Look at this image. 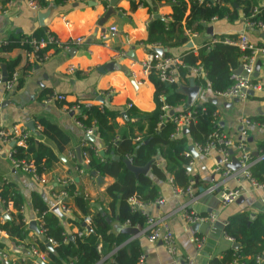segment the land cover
<instances>
[{"label":"crops","instance_id":"obj_1","mask_svg":"<svg viewBox=\"0 0 264 264\" xmlns=\"http://www.w3.org/2000/svg\"><path fill=\"white\" fill-rule=\"evenodd\" d=\"M112 1L79 0L52 7L54 10L51 17L45 21L46 31L56 36L61 44L83 38L84 43L80 45L73 44L69 48L51 49L47 52V57L38 64L28 59L27 51L23 48L0 55V58L8 63L18 60L19 64L15 71L19 72L20 77L25 80L21 89H18L16 85L9 91L5 84L0 86V128L10 130L19 125L25 127L39 142L51 147L59 158V162L55 163L47 173L42 174L40 180H37L15 167L11 159L13 151L11 145H0V178L20 193L23 199L22 214L28 229V236L19 247L8 242L9 236L6 233L0 234V241L8 242V246L0 255L4 258L5 264H40V260L44 264H51L48 253L43 252L38 245L39 233L30 229L31 222H36L39 228L40 220L35 207V198H39L52 210L56 207V195L68 184H72L76 191L75 196L78 194L85 196L92 201V204H102L108 209L111 202L106 195V190L115 183V179L102 177V182L98 183L96 177L87 171L89 159L82 161L78 150L82 154L88 135L79 125L76 113L72 112L70 106L79 104L89 108L105 105L109 110L120 113L115 122L123 130L129 119L127 111L136 109L141 113H151L157 107L156 87L150 79V74H147L144 69L149 54L160 55L155 52V49L166 50L162 57L170 54L169 57L180 60L190 52L198 56L199 50L207 43L228 37L236 38L243 33L251 43L264 47V32L247 29L242 10H239L238 18L234 20L225 18L204 25L205 28L201 34L186 29L185 35L189 41L182 47L166 48L160 44L148 46L146 42L150 22L156 20L157 15L162 17L161 20L171 21L174 12L173 4L158 0H118L115 7L117 14L107 19L104 26L100 27L99 22L111 7ZM186 1L189 2V0ZM256 1L260 8L264 7V0ZM229 7L232 9L231 6ZM50 9L36 11L31 7L29 0H11L5 13L0 10V42L21 36H32L35 32L43 30L39 15L49 12ZM111 27H116L118 33L103 41L102 33L110 30ZM208 28L213 29L212 33L208 32ZM191 35L196 37L193 38ZM240 62V68H242V59ZM30 63L36 66L26 75ZM255 63L256 67L258 63L261 67L259 83L256 84L260 89L255 90L253 95L248 94L245 99H239L237 103L234 99L218 98L210 90L197 85L195 80L198 76L192 70V77L188 81L177 79L180 94H182L181 87L189 86L192 80L197 87H200V93L192 106L204 102H211L218 106L217 115L222 131L234 141H239L242 131L248 128L249 137L245 141L248 144L247 150L252 155L253 166L264 160L260 149V145L264 144V54L255 55ZM72 66L76 67L74 73L69 72ZM49 95H64L66 100L48 104L45 99ZM182 95L185 101L178 109L180 112L192 107L187 105L188 97ZM170 112H168L169 116ZM41 120L59 128L65 135V139L45 136L43 129L38 130ZM244 120H249L251 125L245 127ZM131 121L136 122L137 119L133 118ZM29 123L34 124L35 131L27 126ZM94 137L99 145L97 147L99 153L102 151L105 153L106 149L102 146L99 137L96 135ZM194 146L199 157H193L192 164L189 165L191 171L188 172L201 187L191 186L192 196L177 195L174 193L171 179L166 182L156 181L161 189V199L165 204L160 206L156 203L145 206L138 203L136 205L144 214L169 226L177 247L174 255L170 254L161 242L150 243L147 240L146 226L144 229L136 228L139 233L131 235L128 229L133 227L121 226L117 219L112 220L115 233H126L130 237L129 242L141 241L143 264H187L189 262L210 264L214 259H222L227 250H234L235 241L225 234V226L229 219L240 213H248L251 216L264 213V190L255 189L242 176L241 168L236 171L229 168L228 173L223 170L217 171L221 158L218 145V147L212 145L204 154H200L196 145ZM231 151L233 154L230 153ZM255 152L259 154V157L253 155ZM229 154L231 161L234 157L239 159L242 155L237 150H229ZM157 158L159 160L156 162L163 166L164 161L160 159V156ZM226 190H241L242 195L236 203L225 206L222 204L221 197ZM66 204L70 211L67 214L63 213L64 217L60 218L67 235L72 237L80 234V231L68 220L73 218L75 213L80 218L85 217L76 207L73 197H69ZM9 211L17 215L12 206ZM188 214L204 216L207 220L189 222ZM197 224L200 226L195 228ZM83 234L88 236L89 232L85 231ZM197 238L205 239L201 250L196 245ZM34 251H38L39 256L34 254ZM112 255H106L99 264L112 262ZM242 261V257H237L233 264H243Z\"/></svg>","mask_w":264,"mask_h":264},{"label":"trees","instance_id":"obj_2","mask_svg":"<svg viewBox=\"0 0 264 264\" xmlns=\"http://www.w3.org/2000/svg\"><path fill=\"white\" fill-rule=\"evenodd\" d=\"M30 1L41 11H47L52 7L79 0ZM158 1L173 4L174 12L171 21L156 19L150 22L146 42L148 46L160 44L166 48L182 47L189 41L185 35L186 29L201 34L204 25L214 20L238 18L239 10L243 11L245 18H249L257 9L259 14L253 20L264 22V7L260 8L256 0ZM10 2L11 0H0V10L3 13L7 11ZM49 34L51 33L41 29L32 36H21L0 42V55L17 48L31 52L30 42L47 41ZM55 47L48 45L41 50L40 58H46L47 52L56 49ZM250 55V51H242L238 47L210 42L199 50L198 56L190 52L180 58L181 65L177 68V79L188 81L192 77L191 69L202 68L205 77H198L195 83L216 95L229 90L235 84L233 75L240 68L241 59L243 63L244 58ZM18 64V60L8 63L0 58V79L4 65L7 66L8 79H11ZM35 66L30 63L26 75ZM149 76L156 87L157 107L151 113H141L136 109L127 111L129 119L123 130L115 122L120 115L117 111H111L105 105L89 108L80 105V110L76 113L77 120L85 131L94 128L95 135L106 149V156L101 157L97 148L99 145L87 141L82 149V161L89 159L87 171L91 175L96 172L103 178L115 179V183L106 190V195L111 199L108 209L102 204H92V201L85 196L79 194L75 196L76 191L72 184L64 187L63 191L74 198V203L81 214L91 219L90 231L85 227V218H80L78 214L75 213L74 217L68 220L71 225L79 228L80 233L89 232L88 236L83 237L76 234L71 239L62 225L61 218L39 198H35V207L40 220L38 245L43 252L48 253L51 264H99L106 255L110 254H113V261L108 264H142L141 241L129 242L130 237L126 233H115L112 220L117 219L121 226L144 229L148 216L132 201L135 200L145 206L156 204L161 199V189L156 181L166 182L171 179L176 187L182 189L189 186L201 187L186 169V166L193 161L192 155L187 157L186 154L190 152V145L206 147L212 142L213 133L218 129L222 130L217 115L218 106L211 102L196 103L180 112L178 109L184 104L185 97L178 92V83L166 84L155 70H152ZM252 82L255 85L259 83V79L253 78ZM24 83V78L20 77L18 89H21ZM50 96L52 95L45 100ZM74 106L76 105L70 108ZM165 106L169 107V111L163 110ZM170 111H174L175 114L169 116ZM189 111L194 113L196 121L189 126L187 134L177 135L175 120ZM133 118L137 121L132 122ZM38 127H41L43 134L49 138L65 139L62 131L50 122L41 120ZM260 149L264 155V144L260 145ZM13 150V159L33 162L38 168L39 176L47 173L55 163L59 162L56 152L39 142L33 135L28 138L25 147L15 146ZM159 156L164 161V165L154 162L148 175L136 177L125 164V161L132 160L134 166L143 168ZM251 173L255 181L264 184V160L252 166ZM10 206L17 215L9 211ZM22 209L23 199L20 193L0 178V231L6 233L9 236L8 242L14 243L17 247L22 246L28 236ZM5 214L12 218L4 220ZM225 234L241 247L237 251L227 250L222 259H214L210 264H233L237 257L243 258V264H264V213L257 216L240 213L231 217L225 226ZM50 241L54 243L51 244L52 252L47 248ZM8 242L0 241V255L8 246ZM3 259L0 257V264H5Z\"/></svg>","mask_w":264,"mask_h":264},{"label":"built area","instance_id":"obj_3","mask_svg":"<svg viewBox=\"0 0 264 264\" xmlns=\"http://www.w3.org/2000/svg\"><path fill=\"white\" fill-rule=\"evenodd\" d=\"M30 1V0H29ZM218 1V0H213ZM31 7L36 11H41V9L33 5L31 3ZM259 14V11L256 9L253 14L249 18H245V26L247 29H257L264 32V22L262 21H254L253 19ZM118 33V30L116 27H111L110 30L104 31L101 35V39L103 41H106L111 36H114ZM193 38L196 37V35H191ZM84 43L83 38H77L76 40H73L71 42H68L66 44H61L56 36L53 34L48 35L47 41H37L33 40L30 42L31 45V52H27V57L30 61H35L36 63L41 62L44 58H40V51L43 50L48 45H54L56 46V49H62V48H69L71 45H80ZM213 43H224L229 46H234L240 48L242 51H250V56L245 57L242 63L243 72L247 75V77L244 76H238L234 73L233 79L235 81V84L227 91L222 93H217L216 96L218 98H222L224 100H233V99H245L248 97L249 91H255L260 89L256 84H253V78L254 73L256 72V63H255V55L257 54H264V47H259L257 45H254L249 41L246 34L243 33L240 36L234 37H228L221 40H215ZM8 44V43H7ZM181 65L180 60L176 58L171 57H162L160 55H157L155 53L149 54V57L147 59V62L144 65L145 72L147 74H150L152 70H155L156 73L159 75L160 79H162L163 82L166 84L172 85L177 83V73L176 70L178 66ZM76 70V67L72 66L69 68L70 73H74ZM198 77H205V72L202 68H194L191 69ZM20 78V74L17 71H14L12 78L8 79L7 83L3 82V77L0 79V86L5 84L7 90L11 91L14 89V87L18 84V80ZM66 100V96L64 95H52L50 96L46 101V103H53V102H64ZM72 112L78 113L80 110V105L77 104L76 106L71 108ZM164 111H169V107L165 106L163 108ZM194 113L191 111L187 112L186 114L180 115L176 120L177 129L176 134L180 135L183 133L185 129H188L189 126L192 124V122H195ZM243 124L245 127H249L251 125V122L249 120H244ZM79 125L83 127V125L79 122ZM248 128L244 129L241 133V139L239 141H234L232 138H230L228 135H226L221 129L216 130L213 135L211 136L212 142H210L206 147H200L197 146V149L200 154H204L208 152L209 148L212 145L217 144L220 149V163L217 165V171L223 170L226 173L229 172L228 164H231V156L229 154V150H237L242 153L241 157L238 159L241 164V170H242V176L245 177L251 185L255 189L264 190V184H259L252 176L251 168L253 166L252 161V155L247 150V145L245 142V139L248 137L247 130ZM38 130H42L41 127H38ZM88 136H95V129L91 128L86 131ZM31 136L30 132L25 129V127L22 126H15L11 128L10 130L0 128V145H11L12 149H14L15 146L17 147H25L26 142L28 141V138ZM139 140V139H138ZM13 152H11V159L13 160V163L16 168H19L28 174L32 175L37 180H40L42 177L38 175V168L33 162H28L26 160L23 161H15L13 159ZM192 155L191 152L187 153L186 156L190 157ZM193 157V155H192ZM192 164V163H191ZM190 164V165H191ZM172 183V182H171ZM173 190L174 193L177 195H193V188L189 186L186 189H182L179 187H176L173 183ZM242 195L241 190H226L222 193V204L232 205L236 203ZM69 198V195L66 191H61L58 195H56L57 203L56 207H58L63 214L69 213V208L67 207V200ZM132 203L136 206L138 203L137 201L133 200ZM158 205L162 206L164 205V200L159 199L156 202ZM148 216V215H147ZM187 220L189 222H204V217H199L196 215L188 214ZM85 224L87 226L91 225V219L86 218ZM146 238L150 243H157L161 242L165 245L167 251L174 255L177 251L175 238L173 235V232L169 228L168 225L159 223L154 218L148 216L147 222H146ZM40 231V230H39ZM2 232L0 231V234ZM80 237H83L84 234L80 233ZM232 240V239H231ZM196 245L199 250H201L204 247L205 239L204 238H197L195 240ZM50 244H54L52 241L49 242ZM52 246V245H51ZM2 254V253H1ZM34 254L39 256L38 251H34ZM5 257V256H3ZM144 260V258H143ZM143 264V262H142ZM187 264H192V262H189Z\"/></svg>","mask_w":264,"mask_h":264},{"label":"water","instance_id":"obj_4","mask_svg":"<svg viewBox=\"0 0 264 264\" xmlns=\"http://www.w3.org/2000/svg\"><path fill=\"white\" fill-rule=\"evenodd\" d=\"M117 2H118V0H113V1L111 2V7L107 10L105 16H104V17L101 19V21L99 22V26H100V27H103V26H104V24H105V22L107 21V19H109L111 16L117 14V12L115 11V7H116ZM53 10H54V9L51 8L49 12H47V13H41V14L39 15L40 23H41V26H42V28H43L44 30H46V27H45V21H46L49 17H51V13H52ZM156 18H157V19H162V17H161V16H158V15L156 16ZM212 30H213L212 28H208V32H209V33H212ZM155 52L158 53V54H160V56H162V54H163L164 52H166V50H163V49H155ZM260 68H261V67H260V63H258V65H257V67H256V72L254 73V77H255V78H258V77H259V74H260ZM2 69H3V74H2L3 82H4V83H7V81H8V76H9V75H8V72H7V68H6V66H3ZM235 74L238 75V76H241V75H242V76H244V77H247V75L243 72V69H242V68H240L239 70H237V71L235 72ZM180 91H181L182 94H184V95H186V96L188 97L187 105H188V106H192V105L195 103V101H196V99H197V97H198V95H199V93H200V87H197V86L195 85V83H194V80H192V81L190 82L189 86H187V87H186V86H185V87H181V90H180ZM248 94H249V95H253V94H254V91L251 90V91L248 92ZM100 101L103 102V99L100 98ZM213 102L216 103V101H213ZM234 102H236V103L239 102V99H234ZM174 114H175L174 111H171V112H170V116H173ZM27 126H28L32 131H35V127H34V124H33V123H29ZM187 133H188V129H185V130L183 131V134H187ZM86 140H87V141H90V142H95V141H96V138H95L94 136H87ZM189 151L192 153V155H193L194 158H198V157H199V154L196 152V150H195V146H194V145H192V146L190 147ZM230 153L233 154L232 151H231ZM80 154H81V153H80V150H78V155H79V158L81 159V155H80ZM159 154H160V153H159ZM104 155H105V153H104L103 151L100 152V156H103V157H104ZM253 155H254L255 157H259V154L256 153V152L253 153ZM158 160H159V158H157V159L151 161V163H149L146 167H143V168H140V167H136V166H134L133 163H132V160H127V161H125V164H126L128 170H130L132 173H134V174L136 175V177H139L140 175H148L149 172H150V170H151L152 164H153L154 162L158 161ZM227 166H228L229 168L235 170V171L241 168V164H240L239 160H238L237 158H235V157L233 158L232 163H231V164H228ZM186 169H187L189 172L191 171V167H190V166H186ZM92 175H93V177H96V180H97L98 183H101V182H102V177L99 176L98 173L93 172ZM52 212H54L56 215H58V216L61 217V218L64 217V215L61 213V211H60V209H59L58 207L53 208V209H52ZM3 218H4V220H9V219H11L10 216L7 215V214H5V215L3 216ZM199 226H200V225L197 224V225H195V228H197V227H199ZM85 227H87L89 231L91 230L89 226L85 225ZM30 229L33 230V231H35V232H37V233L40 232V231H39V228H38V225H37L36 222H31V223H30ZM128 232H129L131 235H136V234L139 233L138 229H136V228H129V229H128ZM71 239H72V237H71ZM240 247H241V246H240V244H238V243H234V244H233V249H234V250H238V249H240ZM47 248H48L51 252L53 251V248H52L51 244H47ZM39 263H40V264H44L41 260L39 261Z\"/></svg>","mask_w":264,"mask_h":264}]
</instances>
